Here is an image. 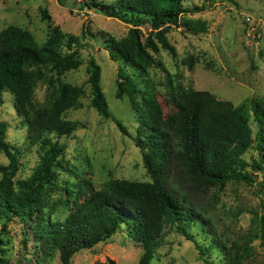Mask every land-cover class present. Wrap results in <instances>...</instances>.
<instances>
[{"label": "trees", "instance_id": "obj_1", "mask_svg": "<svg viewBox=\"0 0 264 264\" xmlns=\"http://www.w3.org/2000/svg\"><path fill=\"white\" fill-rule=\"evenodd\" d=\"M104 1L60 3L80 5L132 26L121 40L111 37L106 49L113 61L123 63L134 74L135 80H131L119 69L116 97L128 95L139 124L135 135L116 122L140 149L151 181L109 179L96 189L85 172L64 167L67 146L61 140L73 137L80 127L65 115L80 107L84 87L65 82L61 73L81 65L78 39L54 26L47 40L39 44L30 31L8 26L0 32V107L4 93L10 92L15 112L27 127L28 144L38 148L39 162L27 178H17L22 167L21 147L7 141L9 124L0 119V152L9 160L8 165L0 164V218L4 220L0 264H11L5 249L11 240L4 233L15 221L25 227L24 243L32 241L38 264H49L56 254L60 264H72L79 252L109 241L121 230L142 247L138 264H154L166 227L176 228L192 241L205 264H217L209 257L216 248L222 252L218 256L223 264H245L253 250L250 242L229 250L216 238L194 193L221 191L230 182L253 186V172L261 173L256 186L262 211L254 213L253 223L257 227L254 238L264 247V97L236 106L169 78L165 102L169 109L165 112L145 77L151 68L166 70L158 59L161 51L176 58L177 51L168 39L171 26L185 25L189 31L207 33L206 21L186 17L204 11L205 6L190 9L186 0H116L113 6ZM43 19H47L45 13ZM142 26L151 29L145 38ZM87 70L91 107L104 119H112L101 85V67L94 57ZM41 83L47 86L42 106L34 101ZM254 149L258 155L249 162L244 156ZM59 172L72 180L62 181ZM64 213L67 215L61 219ZM193 230L200 232V240Z\"/></svg>", "mask_w": 264, "mask_h": 264}, {"label": "rangeland", "instance_id": "obj_2", "mask_svg": "<svg viewBox=\"0 0 264 264\" xmlns=\"http://www.w3.org/2000/svg\"><path fill=\"white\" fill-rule=\"evenodd\" d=\"M83 1L76 0L77 3ZM104 3L113 6L116 0H105ZM185 6L190 9L205 6L204 11L188 13L186 17L206 21L208 30L200 34L189 31L185 25L171 26L168 39L177 51L176 58L161 51L158 59L166 70L151 68L145 77L146 82L157 92L164 111L169 109L165 103L169 78L175 82L181 80L185 86L195 90L211 92L219 100L230 101L236 106L247 99L263 98L264 1L186 0ZM44 13L46 20L43 19ZM11 25L30 31L39 44L47 40L50 27L54 26L78 39L81 65L61 73L65 82L84 87L80 107L65 115L68 120L79 123L80 127L73 137L61 140L67 146L64 167L85 172L96 189H100L109 179L150 182L151 177L144 167L140 149L131 137L121 132L116 122L120 121L135 135L139 124L129 97L127 94L121 99L116 97L119 69L123 68L131 80H135L134 74L123 63L113 61L106 49L111 44V37L121 40L132 26L94 11L83 10L80 5L62 6L60 0H0V32ZM86 30L88 35H85ZM141 30L144 38L151 31L148 26H142ZM92 57L101 67V85L112 119H104L91 107L87 68ZM3 99L0 119L9 124L7 141L21 147L19 160L22 167L17 178L25 179L38 165V148L28 144L27 127L15 112L13 95L5 92ZM46 99L47 86L41 83L34 101L42 106ZM251 125L256 133L257 127L253 120ZM257 155L254 149L244 157L252 162ZM8 163L6 155L0 152V164ZM59 174L62 181L72 180L65 172ZM253 175V186L230 182L224 190L213 189L207 194L194 193V196L201 208H205L206 217L217 233L216 238L226 244L229 250L250 242L253 250L247 261H244L245 264H264V247L259 239L254 238L257 227L253 223L254 213L262 211L256 186L262 176L258 172H253ZM66 215H61V219ZM3 224L4 220L0 218V230ZM24 229L20 222L15 221L4 233L11 240L9 246L5 247L10 262L38 264L39 258L32 241L24 243ZM165 232V241L157 251L154 264H205L195 244L180 234L179 230L166 227ZM192 232L200 240V232ZM142 251V247L131 240L125 230H121L109 241L79 252L72 264L108 263L110 260L116 264H138ZM218 253L222 252L216 248L209 257L217 264H223ZM49 264H60L59 255L56 254Z\"/></svg>", "mask_w": 264, "mask_h": 264}]
</instances>
